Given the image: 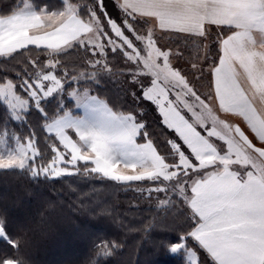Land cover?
Returning a JSON list of instances; mask_svg holds the SVG:
<instances>
[{
  "label": "rangeland",
  "instance_id": "374dc122",
  "mask_svg": "<svg viewBox=\"0 0 264 264\" xmlns=\"http://www.w3.org/2000/svg\"><path fill=\"white\" fill-rule=\"evenodd\" d=\"M94 1L92 23L95 24V32L90 37L66 49L47 50L15 59L16 65L21 66L19 70L12 72L18 81L7 79L0 82V89L17 86L16 95L21 100L20 109L13 112L3 98L0 101L11 119L19 125L25 122V116L30 109H37L44 114L46 108H51V104L57 105L54 108L57 111L50 117L47 115L45 124L46 133L54 136L53 140H49L48 150L46 146H41L43 138L39 142L37 135H26L16 129H5L1 132L0 157L17 154L28 164L24 170L13 168L0 171L16 174L27 172L30 176L38 172L39 175L34 178L79 185L77 190L82 193L77 203L81 205L75 203L76 205L87 210L102 207V211L108 217L111 213L115 220L121 215L119 211H123L114 207L116 198L118 194H126L127 201L130 196V207L145 208L152 219L148 221L149 229L155 226L158 232H166L165 230H174L177 227V233L183 234L191 224L188 220L191 215L190 198L193 194V183L197 179L204 178L206 174L220 169L224 164H231L230 167L242 176L258 169L263 170L262 164L249 153L246 142L233 133L229 123L213 107L210 70L217 59V41L223 31H210V36L208 34L203 38L166 34L158 32L149 21L144 20L145 22L138 24L121 21L119 12L123 11L119 10L113 0ZM26 2L31 4L30 1ZM16 53L18 51L0 55V59H11ZM136 81L139 100L149 102L165 122L167 110L177 108L181 111L217 145L221 162L211 166L196 164L183 152L182 146L173 142L170 143V162L165 158L163 167L129 171L123 165L114 163L109 168L102 165L103 157L100 152L92 151L80 135L73 132L70 117H67L70 120L66 122L61 121L62 119L58 121L64 116H76L72 114L74 106L79 112V106L95 96L101 90L99 88L119 83L126 89L130 83L133 85ZM20 89L23 92H19ZM24 109L29 111L26 113ZM142 113L139 110L137 114L141 116ZM116 116L123 123L130 124V135L133 130H138V126L128 115ZM57 172L59 176L55 175ZM114 176L141 179L117 182L111 178ZM155 188H164L166 191L155 192ZM4 191L10 194L7 188ZM84 200H88L89 205H83ZM162 200L169 202L161 204ZM63 202L61 200L60 207ZM100 216L102 214L99 213L93 215L95 218ZM64 219L53 225L54 232ZM116 224L118 223L113 222V226ZM67 234H61L62 238L68 236ZM0 236L8 238L1 223ZM79 239L80 236L75 235L68 241L52 242L47 248L49 260L77 259L75 250L79 246ZM198 248L200 249L197 242L188 239L180 252L169 253L182 258L183 264H215L210 259L208 260L211 263H201ZM190 253L195 255L191 256ZM58 254L64 258L58 259ZM105 254L103 251L102 255ZM12 264L17 263L12 261Z\"/></svg>",
  "mask_w": 264,
  "mask_h": 264
},
{
  "label": "crops",
  "instance_id": "0c3cea01",
  "mask_svg": "<svg viewBox=\"0 0 264 264\" xmlns=\"http://www.w3.org/2000/svg\"><path fill=\"white\" fill-rule=\"evenodd\" d=\"M113 1L128 16L149 21L162 33L203 38L213 29L229 30L218 38L219 57L210 70L213 107L233 133L246 142L249 153L262 164L263 170L242 176L231 164H224L197 179L192 190L219 189L223 195L210 199L208 204L213 210L225 208L232 213L223 226L261 248L264 246V8L253 6L264 5V0ZM93 28L70 3L61 11H47L25 2L16 13L0 16V55L28 48L66 49L90 37L95 32ZM165 113L164 122L197 164L211 166L221 162L217 145L205 131L177 108ZM79 114L58 121L66 122L70 117L73 132L92 151L100 152L103 166L110 168L118 163L129 171H146L165 165L154 144L137 142V131L130 135V124L119 120L118 114L101 99L95 96L87 99L79 106ZM196 199L198 193L193 191L190 207ZM255 259L264 264V252H257Z\"/></svg>",
  "mask_w": 264,
  "mask_h": 264
},
{
  "label": "trees",
  "instance_id": "16d2710c",
  "mask_svg": "<svg viewBox=\"0 0 264 264\" xmlns=\"http://www.w3.org/2000/svg\"><path fill=\"white\" fill-rule=\"evenodd\" d=\"M26 1H30L37 10L47 11H61L66 3H70L78 8V14L83 19L89 20L91 26L95 27V24L92 23L94 0H0V16L7 17L16 13ZM119 13L123 22L138 24L144 21L132 18L123 12ZM214 31L215 29L211 30V32ZM218 31H223L222 34H226L229 30L224 28ZM217 51L218 59V46ZM42 52H47V50L28 48L18 51L11 59H0V82L7 79L18 81L12 72L19 70L21 66L20 64L16 65L15 59ZM127 87L125 89L116 83L105 86V89L99 88L101 90H98L94 95L117 114L128 115L138 126L137 142L153 143L164 160L168 158L169 161H167L170 162L172 151L170 143L176 142L182 146L183 152L194 161L179 137L167 126L151 104L139 100L137 81L133 85L130 83ZM55 104H51V108L50 106L46 108L44 112L46 115L37 109H30L25 116V122L19 125L11 119L7 109L0 101V134L5 129H16L17 132L22 131L26 135H37L39 142L40 138H43L41 146H46L48 150L49 140H53L54 136L46 133L45 124L48 119L47 115L50 117L57 111L54 110L57 107ZM52 106L54 107L52 108ZM74 107H72V114L77 116L79 112L76 106ZM139 110L143 111L141 116L137 114ZM19 135L21 136V134ZM78 186L60 180L34 178L27 172L26 174L21 172L16 174L0 171V223L7 233L9 242L0 239V251H7L12 257V261L17 264H183L182 258L171 255L162 249L160 243L161 236L174 237L179 231L176 229L177 227L176 230H165L166 232H158L155 226L149 229L148 221H152V219L146 213L145 208L130 207L128 204L130 196L127 201V195L122 193L118 194L114 204V207L123 209V211H119L121 215L118 220H115L111 213L108 217L107 213L102 211V207L88 210L81 208L78 206L81 204L77 203L82 193L77 190ZM5 188L9 190V195L4 191ZM33 200L38 201L34 202ZM61 200L64 202L60 207ZM83 205H89L88 200H84ZM148 212L153 211L148 210ZM98 213L102 214V217H93ZM62 218H65L62 225L54 232L55 224L59 223ZM113 222L118 224L113 226ZM64 233H68V236L62 238L61 234ZM75 235L80 236L79 246L75 250L78 255L77 259L51 262L50 254L47 255L49 245L55 240L68 241ZM103 251L106 252L105 255H102ZM198 251L201 263H211L208 259H212L201 247L198 248ZM63 258V255L58 254V259Z\"/></svg>",
  "mask_w": 264,
  "mask_h": 264
},
{
  "label": "snow or ice",
  "instance_id": "6c2138e0",
  "mask_svg": "<svg viewBox=\"0 0 264 264\" xmlns=\"http://www.w3.org/2000/svg\"><path fill=\"white\" fill-rule=\"evenodd\" d=\"M253 7L264 8V5H254ZM17 91L16 85H12L11 89H0V98H3L7 102L13 112L21 108V100L16 95ZM19 92H23V89H20ZM24 111L27 113L29 109H24ZM27 164L28 162L17 154L0 157V169L10 170L15 168L24 170ZM38 175V172L33 173V177ZM55 175L59 176V172ZM111 178L117 182L141 179V177L133 178L127 176H114ZM154 191L165 192L166 189L155 188ZM193 191L198 193V199L193 200L191 203V215L188 217L191 224L183 234L176 233L174 237L161 236L160 243L162 249L175 254L185 247L188 239H193L210 254L215 264H260L255 259V256L257 252H264V246L257 249L249 242L240 239L228 227L223 226L226 223V218H230L232 213L225 208L213 210L209 206L208 201L210 199L223 195V193L215 187L193 189ZM168 202V200H162L161 204H167ZM0 239H5V237L0 236ZM190 255L194 256L195 253H190ZM0 264H12V257L7 251H0Z\"/></svg>",
  "mask_w": 264,
  "mask_h": 264
}]
</instances>
